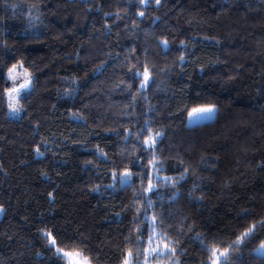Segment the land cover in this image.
Instances as JSON below:
<instances>
[{"label":"trees","instance_id":"16d2710c","mask_svg":"<svg viewBox=\"0 0 264 264\" xmlns=\"http://www.w3.org/2000/svg\"><path fill=\"white\" fill-rule=\"evenodd\" d=\"M21 62V111L0 95V264H54L41 230L92 264H145L149 236L175 248L157 262L208 264L264 219V0H0V89ZM258 235L234 264H264Z\"/></svg>","mask_w":264,"mask_h":264},{"label":"snow or ice","instance_id":"6c2138e0","mask_svg":"<svg viewBox=\"0 0 264 264\" xmlns=\"http://www.w3.org/2000/svg\"><path fill=\"white\" fill-rule=\"evenodd\" d=\"M141 2L144 3L146 6L151 2H154L157 5L160 4V0H141ZM139 15L143 16L144 12H140ZM162 43L164 44L165 48H167L168 42L165 40ZM180 59L183 60L184 57H180ZM142 67H144V71L133 72L132 78L135 79L136 82L139 84L140 89H145L150 82V73L146 66ZM17 68L18 65L14 64L7 71V79L13 82L11 86L6 90L0 89V95H4L8 98V107L10 109V112L13 114H18L21 111V108L17 106L19 103V99H23L32 91V79L27 69L23 68L22 62L19 64V68L23 69V72L21 74L24 76V82L20 83L18 87L15 85V81L17 80L18 75ZM140 81H143V83H140ZM217 110L218 109L215 105L194 107L188 113L190 123H198L201 120L212 119ZM141 131L143 132L145 130L142 129ZM157 140H163L162 133L158 132L155 134V136H149L146 141H143L142 146L144 147V150L147 151L149 148L154 149ZM37 152L39 153V149H37ZM130 175L131 173L129 172L123 173L121 183H127L128 177H130ZM146 178L147 174L145 175V179ZM147 191H153L151 183H149ZM2 211L3 209L0 208V212ZM243 218H246V216ZM154 227L155 226L153 225V228ZM258 232L260 234H264V219L259 220L257 223L246 225L245 231L233 233V235H235L237 238L231 244H227V242L222 241V243L225 244L223 251L215 247L209 249L207 248V245H205L206 250L210 252L208 264H234L235 260L238 258L234 254L239 253L242 247L245 249L250 248L252 241L260 238ZM41 235L46 240L47 247L53 253L54 264H91V261L89 260L88 256H86L82 251H78L76 248L70 245L66 246L68 250H66V247L60 246L64 245L65 241L61 240L58 244L57 239L55 238V236H53V233L51 231L41 230ZM69 239L74 240L76 238L70 237ZM154 239V236H149L147 239V243L151 246L154 243ZM164 249H167L170 253L175 252V248L169 249V246L167 244H164ZM255 250L257 252L264 251V243H261L259 248ZM151 251L156 252V248H151ZM127 256L131 257L132 253L129 252ZM123 264H130L129 259L125 258Z\"/></svg>","mask_w":264,"mask_h":264},{"label":"rangeland","instance_id":"374dc122","mask_svg":"<svg viewBox=\"0 0 264 264\" xmlns=\"http://www.w3.org/2000/svg\"><path fill=\"white\" fill-rule=\"evenodd\" d=\"M142 83H143V81H142ZM215 116H216V113H215V115L213 116L212 119L201 120V121H199L198 123H190V120H189V124L195 125V124H200V123L208 122V121L213 120V119L215 118ZM2 209H3V211L0 212V219L2 218V216H3V214H4V208H2ZM151 248H156V252H152V251H151ZM161 249H162V247H161L159 244H156V245H154V246H150V248L148 249L147 258L145 259V264H163V263H161V262H157V261L155 260V256H156L157 254L164 253V252L166 251V249H165V250H161ZM256 252H257V251H256ZM257 253H258V254H262V255H264V251H262V252H257ZM128 259H129L130 264H131V257H128ZM91 264H92V263H91Z\"/></svg>","mask_w":264,"mask_h":264}]
</instances>
